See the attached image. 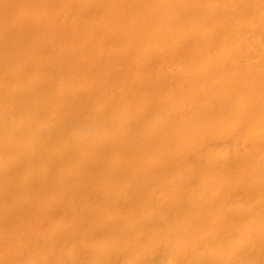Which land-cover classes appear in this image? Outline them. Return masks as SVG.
<instances>
[{
    "label": "bare ground",
    "instance_id": "bare-ground-1",
    "mask_svg": "<svg viewBox=\"0 0 264 264\" xmlns=\"http://www.w3.org/2000/svg\"><path fill=\"white\" fill-rule=\"evenodd\" d=\"M2 23L0 264H264V0H0Z\"/></svg>",
    "mask_w": 264,
    "mask_h": 264
},
{
    "label": "rangeland",
    "instance_id": "rangeland-1",
    "mask_svg": "<svg viewBox=\"0 0 264 264\" xmlns=\"http://www.w3.org/2000/svg\"><path fill=\"white\" fill-rule=\"evenodd\" d=\"M53 8H54L53 11H54V14H56V17H61L62 11L59 8H57V7L56 8L53 7ZM10 17H9V19H10ZM11 20H13V18H11ZM75 21H79L78 20V17L74 19V22ZM80 22L82 23V20ZM9 28H10V26H9L8 23H4V24L2 23V26L0 27V39H4L5 40V38L7 37V33H8ZM37 29L40 30V27H38ZM30 35L35 36L36 35V32L32 31L29 34V36ZM81 44H82V40L79 39V45H81ZM132 62H134V60H132ZM115 94L117 95V98H118L119 97V90H115ZM109 105H110L109 103L107 105H105V104L104 105H97V106H95V107H93V108H91L89 110V112L87 113V115H89V117H93V118H95L97 120V121H93V123L95 125H97V123L100 121L99 119L101 117V113L104 111L103 109H105ZM13 111H14V104H13V102L10 101V102H5L3 104H0V114L4 113L5 117L11 118L14 115ZM87 121L89 122V120H87ZM30 122H32L33 124L38 125L39 127H42V126L46 125V127L48 128L49 131L51 130V128H52V131H53V124L50 122V120L48 118L42 119V121L40 122L41 124L38 122L37 119H32V118L30 119ZM81 127L82 128H86L87 127V124L85 123V121L82 122V126ZM242 130L240 129V130H237V131H232L229 134H227V133L221 134V132H219V131L216 132V134L214 135V137L211 138V140H214V139L215 140H217V139L219 140L220 139L221 142L220 141L219 142L217 141L220 144L217 143V145H216V141L215 140L212 141L213 143L211 144L210 149H211V152H212L213 151L212 148H214V146H216L219 149V151H218V153L217 152L216 153L215 152H212V153H215V154H212L209 151L208 152L209 153V159H216L217 156L218 155H221V154H230L231 155V154H233V153L236 152L235 150H239L237 144L239 142H241V143H244L245 142V139L243 138V134L245 133V130H243V132H242ZM90 131H92V130L90 129ZM241 133H243V134H241ZM225 135H227L228 137L230 136V138H227V136H225ZM222 136H224L223 137V140L224 141H222ZM227 139H228V141H227ZM238 140H239V142L237 143L236 141H238ZM233 141H235L234 144L231 143ZM234 145H235V147H233ZM231 147H232V150H230ZM220 149H221V151H220ZM41 222L43 223V221H41ZM42 223H41V228H42V231L44 232L47 226H46V222L44 224H42ZM15 248L16 249H20V248H22V245L21 244H17L15 246ZM71 256L73 257V253H68L67 254V258H69Z\"/></svg>",
    "mask_w": 264,
    "mask_h": 264
}]
</instances>
